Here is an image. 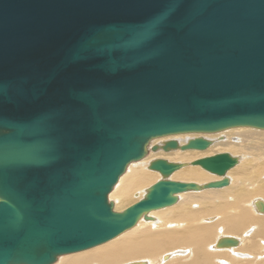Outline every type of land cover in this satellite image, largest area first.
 <instances>
[{
	"label": "water",
	"instance_id": "obj_1",
	"mask_svg": "<svg viewBox=\"0 0 264 264\" xmlns=\"http://www.w3.org/2000/svg\"><path fill=\"white\" fill-rule=\"evenodd\" d=\"M235 128L264 130V0H0V264H55L181 193L226 187L229 153L188 163L221 178L201 185L155 159L143 199L121 212L108 200L152 141Z\"/></svg>",
	"mask_w": 264,
	"mask_h": 264
},
{
	"label": "bare ground",
	"instance_id": "obj_2",
	"mask_svg": "<svg viewBox=\"0 0 264 264\" xmlns=\"http://www.w3.org/2000/svg\"><path fill=\"white\" fill-rule=\"evenodd\" d=\"M223 133L224 140L214 141L204 152L156 151L139 163H130L108 199L115 202L116 211L143 199L145 186L159 179L147 169L153 157L187 164L203 155L229 153L239 161L226 173L230 179L226 187L181 193L177 204L150 212V220L141 218L119 237L87 251L61 256L55 264H264V212L255 206L257 201L264 204V130L235 128ZM181 136L196 137L168 138ZM199 168L184 165L172 173L170 180L201 185L221 179ZM119 202L125 203L118 206ZM225 238L235 239L236 245L218 248V242Z\"/></svg>",
	"mask_w": 264,
	"mask_h": 264
},
{
	"label": "rangeland",
	"instance_id": "obj_3",
	"mask_svg": "<svg viewBox=\"0 0 264 264\" xmlns=\"http://www.w3.org/2000/svg\"><path fill=\"white\" fill-rule=\"evenodd\" d=\"M247 129H249V128H247ZM254 130V129H253ZM257 131H259V130H257ZM261 131H263V130H261ZM222 134V135H221ZM226 136V134H224L223 132L222 133H218V135L217 134H212V135H195L196 137L197 136H201V137H203V138H205V139H208V140H211L212 142H222L223 140H224V136ZM209 136V137H208ZM212 136V137H211ZM216 136V137H215ZM183 137V138H182ZM196 137H192V136H181V137H177V138H167V139H175V140H177L178 142H179V139L180 140H184V143L187 141V140H189V139H193V138H196ZM208 137V138H207ZM214 137V138H213ZM167 139H165V138H162V139H157V141H155L153 144H151V145H159V144H161V142H163V141H166ZM180 143V142H179ZM182 144V143H181ZM150 145V146H151ZM150 146H149V151H148V154H147V156L150 154V153H155V152H151L150 151ZM177 151H180V150H177ZM162 152V151H161ZM214 154H216V153H214ZM214 154H212V155H214ZM146 156V157H147ZM204 156L205 157H207V155H203V156H201V158L203 157L204 158ZM211 156V155H210ZM145 157V158H146ZM144 158V159H145ZM159 157H153V158H150L151 160H149V162L150 161H152V160H155V159H158ZM159 159H165V158H159ZM198 159H200V158H198ZM143 160V159H142ZM139 162H141V160L140 161H138L137 163H139ZM134 164H135V162H134ZM188 164V163H187ZM189 165V164H188ZM199 168V167H198ZM147 169H148V166H147ZM200 169V168H199ZM201 170V169H200ZM151 173H155V174H157L158 176H159V179L158 180H160L161 179V177H160V175L157 173V172H155V171H151V170H149ZM203 173H205L206 175H207V173L206 172H204L203 170H201ZM228 179H229V177H228ZM230 180V179H229ZM157 182V180H154V181H152L149 185H147V186H145V188L146 189H148L150 186H152L154 183H156ZM195 183V182H194ZM133 198V197H132ZM109 200V199H108ZM109 201H111V202H113V205H114V208H115V202L114 201H112V200H109ZM125 203V202H124ZM124 203H120L119 202V204H118V206H122ZM177 204V203H176ZM128 206H130V204H128V205H126V206H124V209H126ZM124 209H122V210H124ZM115 210V209H114ZM121 212V211H120ZM212 216H210V218H211ZM107 243V242H106ZM105 244V243H104ZM101 245H103V244H101ZM100 246V245H99ZM97 247V246H96ZM92 249V248H91ZM89 250V249H88ZM87 251V250H86ZM78 253H80V252H78ZM74 254H76V253H74ZM69 255H73V254H69ZM65 256H68V255H65ZM65 256H62L61 258H63V257H65ZM59 260H60V258H59ZM58 261V260H57ZM56 261V262H57ZM140 261V260H139ZM128 262V261H127ZM126 262V263H127ZM137 262V261H136ZM123 263H125V262H123Z\"/></svg>",
	"mask_w": 264,
	"mask_h": 264
}]
</instances>
